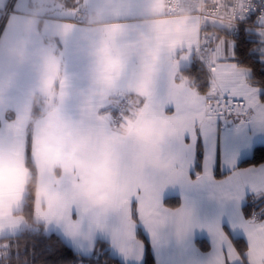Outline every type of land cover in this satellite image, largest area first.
Masks as SVG:
<instances>
[{
  "label": "crops",
  "instance_id": "1",
  "mask_svg": "<svg viewBox=\"0 0 264 264\" xmlns=\"http://www.w3.org/2000/svg\"><path fill=\"white\" fill-rule=\"evenodd\" d=\"M74 9L67 7L63 0H0V23L5 18L0 30V152L5 155L19 153L35 104L39 117L32 127L31 143L33 137L39 141L52 131L49 125L53 113L59 124L71 130L82 115H88L89 109L104 105L99 113L109 115L113 125L108 110L112 96L126 94L137 102L143 100V105L128 119L142 120L145 118L144 105L148 102L145 92L155 91L156 101L165 102L171 91L199 121L201 132L186 158L187 150L179 145L170 151L174 132L163 120L155 126L147 145L145 159L155 163L146 165L145 171L158 173L150 194L159 195L162 207L169 212L183 209L185 213L183 219L174 218L167 231L157 237L139 220L154 264L218 262L217 230L226 237L224 247L230 242L237 250L234 239L243 240L247 247L241 224L247 221L264 223V217L252 220L243 212L250 196L264 200V163L238 168L240 161L249 157L256 145H264V103L257 99L256 86L248 83L250 71L244 67L234 69L239 81L234 92L248 98V115L227 119L225 123L209 122L202 109L207 96L215 95V91L199 94L185 81H177L178 72L189 67L194 59L193 53L186 61H178V56L188 48L190 39L195 41L197 31L200 32L197 17L165 16L160 0H82V6ZM79 13H84L92 24H77L75 17ZM113 25L120 26L121 35L112 48L125 61V68L114 86L108 84L105 99L93 94L101 90L92 87L96 71L93 53ZM211 26L224 29L215 23ZM258 40L264 56V32ZM217 45L218 57L225 55L223 50L227 46V61L235 63L234 40L222 35ZM53 65L58 68V74L49 88L46 85L49 68ZM148 65L152 66V73L147 71ZM64 78L68 80V87L62 100L60 80ZM145 80L149 83L147 89L142 90ZM218 84L212 73V89H217ZM259 89L260 98L263 91ZM165 111L173 114L174 105L166 104ZM126 137V128L113 127L106 138L110 159L121 154ZM199 146L203 152L202 169L195 173ZM213 147H216V155L210 153ZM20 159L23 161L22 156ZM33 165L37 172L33 220L42 224L46 233L58 235L82 256H91L96 242L103 241L109 245L110 254L121 263H144L145 244L136 235L137 225L134 235L139 245L130 252L116 245L110 230L90 228L88 217L82 226L71 231L58 226L59 200L54 193L66 170L62 173L51 157L46 167L38 170L36 164ZM24 167L27 168L26 162ZM24 167L7 185L0 177V239L16 236L21 230L23 216L20 213L31 176L29 169L25 172ZM104 194L102 186L95 190V198L88 202L92 214H103L107 201L100 197ZM169 197H177L179 205H165L164 200ZM135 208L133 201V211ZM73 219H77L75 210ZM197 241H205L209 248L201 249Z\"/></svg>",
  "mask_w": 264,
  "mask_h": 264
},
{
  "label": "snow or ice",
  "instance_id": "2",
  "mask_svg": "<svg viewBox=\"0 0 264 264\" xmlns=\"http://www.w3.org/2000/svg\"><path fill=\"white\" fill-rule=\"evenodd\" d=\"M215 12L216 6H213L205 20L214 16ZM120 35V26L113 25L107 31L102 46L115 47ZM193 44L196 46L193 47ZM226 48L227 46L223 50L225 55L219 56L217 63L211 69L219 84L217 89H212L209 83L208 89L215 91L216 94L205 99L202 109L203 115L214 117L216 121L225 115L231 116L234 110L240 113H246L248 110V98L234 92L239 84L234 69L241 66L227 61ZM193 52L211 55L217 54L218 48L211 36L205 33L201 37L197 31L195 41L189 40L188 48L178 56V61L188 60ZM124 68L125 61L120 55L109 58L104 63L102 70L107 73L106 79L109 85L114 86L119 81ZM49 72L46 86L50 88L57 78L58 68L53 65L49 68ZM148 83L145 80L141 84V89H147ZM67 87V78L61 79L62 100L67 95L65 92ZM255 91L257 99L260 100L258 95L260 89L255 87ZM145 94L148 96V102L144 105L145 118L132 121L127 116H122V122L116 125L126 128L127 137L121 154L114 159L108 156L106 142L113 129L111 118L109 115L99 113V109L104 105L89 109L88 115H82L71 130L59 124L58 117L53 113V121L49 125L52 131L39 141L33 137L31 143L32 163L36 164L38 170L42 166H47L49 157L55 159L62 173L66 170L54 193L59 200L58 226L71 231L82 226L85 217H88L90 228L110 230L114 242L124 252L135 251L139 245L134 235L136 220L133 218V201L136 202V215L154 237L165 233L174 218L183 219L185 215L183 209L169 212L162 207L159 195L150 194V188L156 185L158 173L145 171L146 165L155 163L154 160L145 159V154L155 126L163 120L172 128L174 138L169 146L170 151L179 145L187 150L185 158L188 152L194 149L197 134L201 132L199 121L191 116L189 110L171 91H168L165 102L156 101L155 91ZM260 102L264 103L261 100ZM166 104L174 105L173 114L166 113ZM26 141L27 135L23 137L19 153L10 152L5 155L0 152V177L3 178L5 185L12 182L16 173L24 167V162H28ZM21 156L23 161L20 159ZM41 157L45 159L42 160ZM24 171H27L26 167ZM244 182H247V178ZM101 186L105 189V194L100 198L107 203L103 214L96 215L91 213L88 202L95 198V190ZM45 194H48L47 191ZM74 210L77 219H73ZM241 227L248 242L246 251L242 254L230 242L224 247L226 237L217 230L218 262L213 260L211 264H264V223L247 221L243 222Z\"/></svg>",
  "mask_w": 264,
  "mask_h": 264
},
{
  "label": "trees",
  "instance_id": "3",
  "mask_svg": "<svg viewBox=\"0 0 264 264\" xmlns=\"http://www.w3.org/2000/svg\"><path fill=\"white\" fill-rule=\"evenodd\" d=\"M69 8L79 9L82 6V0H63ZM1 20L0 30L4 23ZM218 39L225 35L229 37L227 29H220L215 26L211 28ZM234 40V59L233 61L241 67L247 68L250 71L248 83L262 89L260 96L261 101H264V56L260 53L261 43L258 36L250 35L244 31ZM177 81H185L192 86L199 94H206L211 84V75L206 71L205 67L196 58L193 59L190 66L181 69L177 75ZM121 94L112 96V101H116ZM131 100V109L126 113L127 118H132L135 112L143 105V100L138 102L131 95H128ZM39 117V110L34 105L31 120L27 133V160L26 166L29 169L31 176L27 185V193L25 202L21 211L23 216V224L19 234L12 237L0 239V264H123L110 254L109 245L103 241H97L94 252L91 256H82L75 253L58 235L48 234L45 232L42 224H37L33 220L35 192L37 186V172L31 160V131L35 120ZM8 118H11L8 115ZM121 123V122H119ZM119 123L113 124L117 127ZM203 152L201 147H198L197 164L195 173H200L202 169ZM264 163V145H256L249 157L243 159L238 164V168L258 166ZM194 175V173H193ZM165 205L169 207H177L179 199L177 197H169L164 200ZM245 217L249 219H262L264 217V200L256 199L253 196L248 198L247 203L243 207ZM133 218L136 220L137 237L145 244V255L143 264H154V258L151 254L149 243L141 229L139 218L133 211ZM201 249L209 248L205 241H197ZM234 245L242 254L246 251V244L241 239H234Z\"/></svg>",
  "mask_w": 264,
  "mask_h": 264
},
{
  "label": "built area",
  "instance_id": "4",
  "mask_svg": "<svg viewBox=\"0 0 264 264\" xmlns=\"http://www.w3.org/2000/svg\"><path fill=\"white\" fill-rule=\"evenodd\" d=\"M164 9V15L168 17L195 16L200 20V32L202 37L205 33L213 38L218 48V36L211 30L215 23L227 29L231 39H235L240 35L241 31L247 34L259 36L264 32V0H160ZM213 6H216L215 15L205 20L211 13ZM9 11V10H8ZM75 22L80 25L90 26L92 23L84 13H79L75 17ZM216 27V26H215ZM194 45L193 47H195ZM196 58L205 67L206 71L211 75L213 65L217 63L218 53L204 55L203 53L193 52ZM209 95L208 97H214ZM131 109V100L128 95L121 96L109 104L108 110L112 115L113 124L122 122V116H125ZM246 113L233 111L231 116L225 115L219 120L214 117L205 119L212 123L226 122L227 119L245 117Z\"/></svg>",
  "mask_w": 264,
  "mask_h": 264
},
{
  "label": "clouds",
  "instance_id": "5",
  "mask_svg": "<svg viewBox=\"0 0 264 264\" xmlns=\"http://www.w3.org/2000/svg\"><path fill=\"white\" fill-rule=\"evenodd\" d=\"M96 63V71L93 73L92 87L93 89H101L100 91H94V95L100 98H107L106 88L108 86V81L106 79L107 73L104 72L103 65L109 58H116L118 54L111 47L105 48L102 45L93 53ZM147 71L149 73L153 72L151 65H148Z\"/></svg>",
  "mask_w": 264,
  "mask_h": 264
},
{
  "label": "rangeland",
  "instance_id": "6",
  "mask_svg": "<svg viewBox=\"0 0 264 264\" xmlns=\"http://www.w3.org/2000/svg\"><path fill=\"white\" fill-rule=\"evenodd\" d=\"M211 155H216L217 154V150L216 147L212 148V151L210 150Z\"/></svg>",
  "mask_w": 264,
  "mask_h": 264
}]
</instances>
